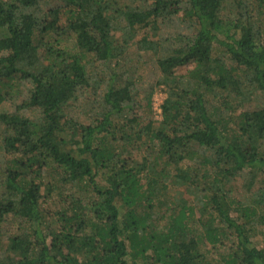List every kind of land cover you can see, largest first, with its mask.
<instances>
[{
    "label": "trees",
    "instance_id": "obj_1",
    "mask_svg": "<svg viewBox=\"0 0 264 264\" xmlns=\"http://www.w3.org/2000/svg\"><path fill=\"white\" fill-rule=\"evenodd\" d=\"M0 264H264V0H0Z\"/></svg>",
    "mask_w": 264,
    "mask_h": 264
},
{
    "label": "rangeland",
    "instance_id": "obj_2",
    "mask_svg": "<svg viewBox=\"0 0 264 264\" xmlns=\"http://www.w3.org/2000/svg\"><path fill=\"white\" fill-rule=\"evenodd\" d=\"M128 56L129 58H135V53L134 50H129L128 51ZM139 69V73H138V77L140 78L141 82H145L146 80H151L152 77L154 76V72L155 70L152 68L150 69V65H146L145 63H142ZM148 82V83H149ZM165 93L157 90L156 93L153 96V103H152V112H153V117L155 119H161V109H160V105L163 103V100L165 99ZM241 182H235V188L234 189H240ZM186 198H190L189 195L185 196ZM190 199H193V197H191ZM189 199V200H190ZM258 242V241H257ZM259 243V242H258Z\"/></svg>",
    "mask_w": 264,
    "mask_h": 264
}]
</instances>
